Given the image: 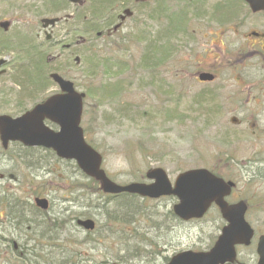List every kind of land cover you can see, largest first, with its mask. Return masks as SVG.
Masks as SVG:
<instances>
[{
	"label": "rangeland",
	"instance_id": "obj_1",
	"mask_svg": "<svg viewBox=\"0 0 264 264\" xmlns=\"http://www.w3.org/2000/svg\"><path fill=\"white\" fill-rule=\"evenodd\" d=\"M184 1L164 0L160 22L143 20L141 14L138 19L133 17L130 27L120 32L124 35L123 41L111 46L95 40L94 32L89 36L83 34L87 37L84 44L65 48L62 59L65 67L53 63L39 69L30 66L31 58L33 61L40 58L33 54L36 49L8 51L7 40L2 55L9 61L2 67L5 73L0 75V87L6 89L0 95V111L16 114L19 108L30 107L57 90L48 77L55 68L84 92L94 87L117 86L121 93L111 99L113 102H99L92 97H86L83 102L81 126L87 141L102 154V167L107 175L121 184L148 182L145 171L162 167L173 182L181 171L205 167L235 181L237 185L230 199L239 196L248 201L246 217L255 229L253 245L237 248L238 258L247 261L254 257L251 248L255 249L258 235L264 234V137L252 136L251 119L245 118L244 111L242 117L238 110H232L236 108L227 102L237 92L238 84L226 69L217 70L219 77L214 82L196 84L188 76L192 71L188 59L172 55L171 49L162 53L159 48L162 42L156 38V31L162 21L184 17L192 20L205 14V5L200 1ZM220 4L218 0L213 1L211 18H227L218 9ZM7 11L6 4L0 2L2 18L12 17ZM81 11L91 18L89 5ZM22 13L25 17L17 16L11 35L18 33L16 41L22 36L26 47L39 46L43 38L35 37L39 18ZM79 19L65 24V33L81 29ZM140 34H146L145 39L135 37ZM169 43L175 45L177 40ZM44 53L43 59H46L49 51ZM75 55L80 57L78 64L74 61ZM102 59L114 60L120 65L111 64L108 69ZM145 61L151 65L146 66ZM25 66L38 71V87L34 91L26 89L29 86L25 87L21 76ZM91 68L95 71L93 76ZM6 91L9 92L4 95ZM19 101L25 107H20ZM233 117L240 121L233 122ZM35 196L49 200L50 209L46 214L34 213ZM174 202L173 196L105 194L74 160L58 158L47 149L11 143L4 151L0 145V264H22L13 254V242L18 248L19 245L22 249L23 245L32 247L28 252L39 255L35 264H63L65 255L71 256L77 251L83 259L79 264H165L174 252L201 250L211 245L224 224L218 209L212 207L200 219L183 221L172 213ZM46 215L67 221L69 229L63 236L75 241L73 246L65 238L55 239L48 232L47 239L37 237L40 232L37 224L47 219ZM84 216L96 221L97 227L92 233L75 225V219ZM27 221H32L35 231L26 230ZM44 250L52 256L49 261L42 257H48Z\"/></svg>",
	"mask_w": 264,
	"mask_h": 264
},
{
	"label": "flooded vegetation",
	"instance_id": "obj_2",
	"mask_svg": "<svg viewBox=\"0 0 264 264\" xmlns=\"http://www.w3.org/2000/svg\"><path fill=\"white\" fill-rule=\"evenodd\" d=\"M193 1L195 3L197 0ZM198 1L205 5L206 12L202 17L192 20H169V23L162 21V24H159L156 37L162 42L161 49H171L172 55L188 59L192 64V71L188 76L196 84H210L218 79L219 68L226 69L238 84L237 92L230 95L227 102L236 108L232 110L236 112L238 110L242 117L244 111L245 118L251 119L252 136L264 137L260 133L264 132V0H251L257 9H253L247 0H218L221 3L218 9H222L228 15L226 19L220 20L211 18L214 0ZM0 2H4L8 7L7 13L12 16L9 17L12 24L18 21L17 16L25 17L22 12L32 13L39 18L35 37L43 38L38 43L39 47H33L36 49L33 54L40 58L35 61L31 58L30 64L38 69L52 63L65 67V63H62V59L65 58V24L78 16L75 11L69 12L70 8L76 10L89 5L91 10H95V40L106 44L120 42L124 37L120 32L130 27L129 22L133 21V17L138 19L141 14L143 20H147L148 17L156 19L155 15H158L160 22L164 10L161 6L164 0H84L83 5L68 0H0ZM151 3L153 4L150 8ZM53 18H56V22H51ZM1 19L4 18L0 17V21ZM3 32L0 30V33ZM17 36L18 33H15L10 41L20 42V38L16 41ZM3 37L4 35L0 37V41ZM77 37L80 35L71 39ZM143 37H146V34H143ZM168 39L177 40V44L167 45ZM44 51H49L45 60ZM58 70L59 68H55L51 71L60 73ZM34 72L38 71L35 69ZM201 72L212 73L214 80H200L198 75ZM17 86L21 87V84ZM236 119L237 117L234 118ZM239 121L237 119V122ZM257 263L258 256L255 252L254 257L247 261L237 258L233 263L225 264Z\"/></svg>",
	"mask_w": 264,
	"mask_h": 264
},
{
	"label": "water",
	"instance_id": "obj_3",
	"mask_svg": "<svg viewBox=\"0 0 264 264\" xmlns=\"http://www.w3.org/2000/svg\"><path fill=\"white\" fill-rule=\"evenodd\" d=\"M59 84L62 92L48 97L35 105L31 110L18 117L0 115V139L3 145L9 140H20L25 145L52 148L59 157L74 159L83 172L99 180L105 192L118 193L127 191L141 196L158 197L174 194L179 203L174 211L184 219L200 217L209 204L214 201L220 208L223 217L228 221L222 229L215 246L208 253L184 251L175 255L168 264H217L234 256V245L248 244L253 231L244 219L246 205L243 201L227 204L224 197L230 193L233 182H225L204 168L181 173L171 186L162 168L148 170L147 176L153 178L152 183L132 182L118 185L111 181L100 167L102 157L87 144L80 127L83 92L75 90L73 82L62 79L57 74L51 75ZM208 74L201 75V78ZM48 119L57 124L54 130L44 123ZM42 208L47 207L45 199H36ZM86 229H92L94 223L90 219L77 220ZM229 253V254H227ZM260 263L264 260V235L258 241ZM223 255H228V258Z\"/></svg>",
	"mask_w": 264,
	"mask_h": 264
},
{
	"label": "trees",
	"instance_id": "obj_4",
	"mask_svg": "<svg viewBox=\"0 0 264 264\" xmlns=\"http://www.w3.org/2000/svg\"><path fill=\"white\" fill-rule=\"evenodd\" d=\"M92 62V61H91ZM102 64L104 65V67L110 69L111 68V63L107 64L106 62H102ZM114 65H118V64H114ZM90 72H92L90 75L93 76L94 75V70L93 68L90 69ZM38 72H34V69H30L27 66L23 69V74H21L22 78L24 79L25 82V87L28 85L29 87H26L27 90L29 91H34L35 88L37 87V79H38ZM86 92V97H92L95 99H98V101L100 102L102 100V102L104 103H109V102H113L111 99H116L120 93L121 90L120 88H118L117 86H103V87H94L92 90H85ZM102 97H105V99H102ZM102 103V104H104ZM82 185V184H80ZM28 222V221H27ZM45 222V221H43ZM32 223V221L28 222V225L26 227V230H31L33 231V227L30 224ZM46 225H47V230L48 228L50 229V231L52 233H54L55 239L58 240H63L65 237L63 236V223L62 220H59L58 217H48L46 219ZM67 221L65 220V234L67 232V230L69 229L68 226L66 227ZM39 228H43L45 227L42 223L38 224ZM47 232H43L42 230L40 231V237L39 238H43L45 237ZM49 235H51L50 233H48ZM30 239V237L28 238V240ZM65 242L71 246H73V243L75 241L65 238ZM25 244H28L27 241H25ZM33 248L32 247H26L25 245H23V249L20 246L19 251L20 256H18V260H21L22 264H35L34 261L35 259H37L39 257V255L37 254H33L32 252H28V251H32ZM44 250V253L46 255H48V257L46 256H42L43 258L47 259L49 261V259L52 257L50 255V252ZM81 256V252L77 251L75 253H73L71 256L65 255V260H62L61 262L63 264H79L80 261H82L83 259L79 258Z\"/></svg>",
	"mask_w": 264,
	"mask_h": 264
}]
</instances>
